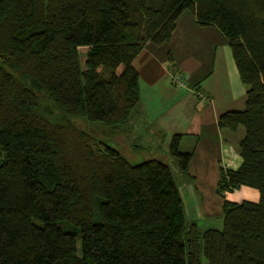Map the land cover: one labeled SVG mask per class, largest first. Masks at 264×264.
Returning a JSON list of instances; mask_svg holds the SVG:
<instances>
[{
    "label": "trees",
    "instance_id": "obj_1",
    "mask_svg": "<svg viewBox=\"0 0 264 264\" xmlns=\"http://www.w3.org/2000/svg\"><path fill=\"white\" fill-rule=\"evenodd\" d=\"M187 11L223 36L247 88L218 119L245 131L240 166L220 170L222 229L188 218L169 165H134L73 121L127 126L135 61ZM180 141L169 151L188 173ZM242 187L259 202L226 199ZM0 264H264V0H0Z\"/></svg>",
    "mask_w": 264,
    "mask_h": 264
},
{
    "label": "rangeland",
    "instance_id": "obj_2",
    "mask_svg": "<svg viewBox=\"0 0 264 264\" xmlns=\"http://www.w3.org/2000/svg\"><path fill=\"white\" fill-rule=\"evenodd\" d=\"M211 38L212 35L210 36L206 32H201L198 38L194 40L200 47L197 48L195 45L192 47L195 53L198 51V54H196L197 58L193 59L190 54V58L185 57V59H180V61L184 62L183 66L179 70L170 67L167 70L168 74L161 78L160 82L156 85H151L144 80H140L141 102L134 109L132 114L134 125L129 127L130 129H127L126 125H124L126 123L121 125L123 127L116 129L111 125L102 122H89L83 118L73 120L80 128L90 132L96 140L105 142L111 147L118 149L134 165L154 159L169 165L174 180L186 203L187 212L190 210L192 215L195 213V215H198L194 218V221L201 231L222 229L223 227L222 200L216 192L219 179V173L216 171L215 164L217 161L216 156L219 146L221 150L223 147H232V149L236 147V150H239V143L243 139L245 131L243 127H240L235 133L224 129L220 130L219 133L213 131L210 136L204 133V137L200 139L185 138L180 145V151L184 153L196 152L190 164L189 172L184 173L179 167L178 159L170 154L169 147L172 134L166 129V124L169 123L172 117L179 116L178 120L180 124L184 122L188 126L192 121L188 113H197V110L193 111L189 108L195 109L200 101H202L201 105L207 107V110H199L198 112L203 119L207 116L208 112L216 114L217 110H219L222 114L227 111L243 110L245 108L247 88L240 79L239 85L235 83L234 78L229 82V85L228 80L223 76L226 75L224 49H226L230 58L233 57L232 50L228 44L225 48L222 43L220 45L215 44L211 50L207 51L203 49L201 51L202 47H208V44L212 43L207 41H219L221 39L218 37L211 40ZM195 67H197V73L192 78V81L194 79L198 80L193 85L204 79L201 87L204 96L200 100L194 94V91L189 88L191 82L189 83L188 73ZM213 70H215V76L207 80ZM186 76L185 86L182 88L178 87L173 78L180 77L184 79ZM163 90H171L173 93L171 96H166L163 94ZM208 90L214 93V96L210 98L212 103L205 97ZM230 95H234V103L228 102ZM186 96H191L192 98L186 99L183 103L182 100ZM42 100V103L53 104L49 99L43 98ZM175 103L179 106L183 105L182 109L180 108L177 111L175 109L171 110L170 106ZM53 108L59 112L58 108L54 106ZM145 111L148 112V118L144 121L143 116ZM209 114L206 124H212L210 120V116L212 119V114ZM139 115L141 117L138 119L137 116ZM210 129H213V127L211 126ZM226 134H229L230 137H227ZM212 148H214L213 151L208 150ZM191 176L195 177V179L191 178ZM190 179H194L191 182L193 184L189 183ZM240 189V191L237 190L234 193H229L228 200L234 202L251 201L244 193H246V190L253 191L254 189L249 187H242ZM66 226V231H71L72 229L78 230V228L70 224ZM78 245L80 248L81 241H78Z\"/></svg>",
    "mask_w": 264,
    "mask_h": 264
},
{
    "label": "crops",
    "instance_id": "obj_3",
    "mask_svg": "<svg viewBox=\"0 0 264 264\" xmlns=\"http://www.w3.org/2000/svg\"><path fill=\"white\" fill-rule=\"evenodd\" d=\"M201 32H206L210 36L212 35L211 40L216 39L218 37L221 38L219 41L218 40L217 41H207V42H212V43H210L211 45L208 44V47H202L201 51L203 49L209 51V50H211L213 45H215V44L220 45L221 43L223 44L224 48L226 47L227 42L224 40L223 36L219 33V31L215 27H213V26H208V27L207 26H200L196 21L195 15H193L191 12L187 11V12L183 13L180 16V18L178 19L176 31L174 33L172 41L169 44L164 45L160 48H154V47L148 46L144 50V52L138 57V59L135 61L134 64H135L136 69L138 70L140 80H144L145 82H147L151 85H156L157 83L160 82L161 78H163L165 75L168 74L167 70L170 69V67H174V68H176V70L177 69L179 70V68H181L183 66L182 64H184V62L180 61V59H182V58L185 59V57L190 58V54H191V57H193V59H196L197 58L196 54H198V51L195 53L192 50V47H193V45H195L197 48L200 47V45L198 43H196L194 40H195V38H198V36L200 35ZM207 42H205V43H207ZM224 54L226 56V75H223V74L222 75L224 76V78H226L228 80V84L234 78L235 83L239 85L240 75H239L238 69L236 67L234 58L233 57L230 58L226 49H224ZM196 73H197V67L193 68L188 73L189 83L191 82L190 83L191 86L189 88H191L194 91V94L200 100L204 96L202 91H201V87L203 85L204 79H203V81H198L196 84L193 85V83L198 80V79H194V81H192V78L196 76ZM214 76H215V70L212 71V73L209 75L207 80L211 79ZM170 78L172 81L171 75H170ZM219 82H220V80H219ZM163 91H164L163 94H165L166 96H171L173 93L171 90H168V91L163 90ZM211 96H214V93H213V91L208 90L205 97H207L208 101L212 103V100L210 99ZM188 98H192V97L186 96L185 99L182 100V102L184 103L185 100ZM234 99H235L234 95H230L228 102L234 103L235 102ZM140 102H141V100H140ZM201 103H202V101L198 102V105L195 107V109H193L191 107L189 108L190 110H193V111L197 110V113H195V114L188 113L192 119L191 123L188 126L184 122L182 124H180V121L178 120L179 116L172 117V119L169 121V123L166 124V129H168L170 131V133L172 134L171 135V141L175 135H181V141H180V145H181V143L183 142V140L185 138H187V139H190V138L200 139V138L204 137V133H206L208 136H210L213 133V131H216L217 133H219L220 130L221 131L224 130V129H220L219 125H218V119H219V116L221 114L219 110H217L216 114L207 111L208 114L204 119L202 118L201 115L198 114L199 110H207V107L201 105ZM178 104H179V102H178ZM178 104H176V103L172 104L170 106L171 110L175 109V111H177L180 108L182 109L183 105L179 106ZM209 113L212 114V119L210 116V120H211L212 124H206L207 119H208V115H210ZM137 117L139 119L141 117V115H139ZM133 118H134L133 116L130 118V120L126 126L127 129H130L129 127H132V125H134ZM147 118H148V112L145 111L144 116H143V120L145 121ZM203 120H204V122H203ZM211 126L213 127V129H210ZM225 130H227V129H225ZM233 133H235V132H233ZM226 136L230 137L229 134H226ZM227 139L230 140L229 138H227ZM232 139H233V137H232ZM171 141H170V143H171ZM225 142L230 143L228 141H225ZM238 149L239 150H236V147L234 149H232V147H230V148L223 147V149L221 150V148L219 146L217 156H216L217 161L215 162L216 171H218V173H219V179H220V170L221 169H237L240 166L242 161H241L240 154H239L240 148H238ZM208 150L213 151L214 148L208 149ZM192 152L195 155L196 151L195 152L192 151ZM191 178L195 179V177H193V176H191ZM194 179H190L189 183L193 184L191 182H193ZM219 179H218V182H219ZM217 186H218V183H217ZM194 188H195V186H194ZM240 190H238V191H240ZM254 190L253 191L246 190V193H244V192L243 193L245 194V196H247V197H249V199H251L250 202L257 203V202H259L260 194L257 190H255V191ZM216 192H217V188H216ZM228 195H229V193L225 194V197L227 200H228ZM221 200H222V205H223V199H221ZM183 201H184V199H183ZM244 201H249V200H244ZM240 202H243V201H240ZM240 202H238V203H240ZM184 207H185L188 218L190 220L194 221V218L197 217L198 215H195L196 213L194 215H192L190 210H189V212H187L185 201H184Z\"/></svg>",
    "mask_w": 264,
    "mask_h": 264
},
{
    "label": "built area",
    "instance_id": "obj_4",
    "mask_svg": "<svg viewBox=\"0 0 264 264\" xmlns=\"http://www.w3.org/2000/svg\"><path fill=\"white\" fill-rule=\"evenodd\" d=\"M174 79V82L175 84L178 86V87H184L185 86V80H187V76L184 77V79L180 78V77H177V78H173Z\"/></svg>",
    "mask_w": 264,
    "mask_h": 264
}]
</instances>
